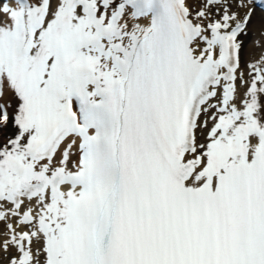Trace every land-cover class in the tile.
<instances>
[{"label":"snow or ice","instance_id":"obj_1","mask_svg":"<svg viewBox=\"0 0 264 264\" xmlns=\"http://www.w3.org/2000/svg\"><path fill=\"white\" fill-rule=\"evenodd\" d=\"M256 0H0V264H264Z\"/></svg>","mask_w":264,"mask_h":264},{"label":"bare ground","instance_id":"obj_2","mask_svg":"<svg viewBox=\"0 0 264 264\" xmlns=\"http://www.w3.org/2000/svg\"><path fill=\"white\" fill-rule=\"evenodd\" d=\"M260 12H261V11L257 9V16H259ZM2 227H3V226L0 225V230H2Z\"/></svg>","mask_w":264,"mask_h":264}]
</instances>
